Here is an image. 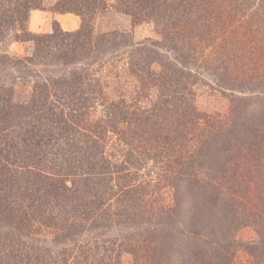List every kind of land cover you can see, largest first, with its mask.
<instances>
[{"label": "trees", "instance_id": "1", "mask_svg": "<svg viewBox=\"0 0 264 264\" xmlns=\"http://www.w3.org/2000/svg\"><path fill=\"white\" fill-rule=\"evenodd\" d=\"M112 12L155 38L101 31ZM8 42L0 264H264V0H0Z\"/></svg>", "mask_w": 264, "mask_h": 264}, {"label": "rangeland", "instance_id": "2", "mask_svg": "<svg viewBox=\"0 0 264 264\" xmlns=\"http://www.w3.org/2000/svg\"><path fill=\"white\" fill-rule=\"evenodd\" d=\"M46 5H50L54 0H44ZM108 16V15H107ZM56 21L60 28L64 31H73L79 25V20L73 15H68V17H60L58 14H54L48 11H32L28 20V30L35 34H45L49 33L52 28V22ZM96 26L99 27L101 31L106 29H117L120 31L128 32L132 35L133 40L139 41L145 38H155L152 33L151 25H143L132 27L127 18L121 17L118 14L111 13L109 17L96 22ZM2 51H6L9 55L22 58L23 48L20 43H6L1 47ZM227 101L222 97H219L216 93L210 94L209 91L206 94H202L199 98L198 108L206 113L220 112L224 113ZM110 146V144H109ZM108 146V147H109ZM110 151V148L108 149ZM237 238L241 241H249L252 239V233L250 230H242ZM235 264H247V258L243 253H238L235 257Z\"/></svg>", "mask_w": 264, "mask_h": 264}, {"label": "crops", "instance_id": "3", "mask_svg": "<svg viewBox=\"0 0 264 264\" xmlns=\"http://www.w3.org/2000/svg\"><path fill=\"white\" fill-rule=\"evenodd\" d=\"M69 15V14H68ZM68 15H59L60 17H68Z\"/></svg>", "mask_w": 264, "mask_h": 264}]
</instances>
